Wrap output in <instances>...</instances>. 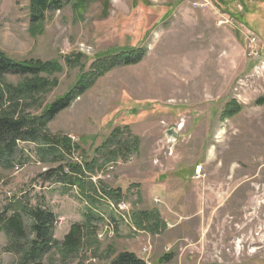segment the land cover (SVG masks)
<instances>
[{
	"label": "rangeland",
	"instance_id": "374dc122",
	"mask_svg": "<svg viewBox=\"0 0 264 264\" xmlns=\"http://www.w3.org/2000/svg\"><path fill=\"white\" fill-rule=\"evenodd\" d=\"M126 47L141 60L102 70ZM0 51L61 65L40 74L49 84L26 102L30 115L77 90L40 131L70 148L18 141L0 159V219L39 206L56 215L58 241L73 223L95 229L76 253L51 249L44 264H110L124 250L150 264H264V0H57L34 24L29 0H0ZM74 163L85 193L69 183ZM7 245L0 230V264H17Z\"/></svg>",
	"mask_w": 264,
	"mask_h": 264
},
{
	"label": "trees",
	"instance_id": "16d2710c",
	"mask_svg": "<svg viewBox=\"0 0 264 264\" xmlns=\"http://www.w3.org/2000/svg\"><path fill=\"white\" fill-rule=\"evenodd\" d=\"M56 1L29 0L31 23L34 24V22L42 19L44 12ZM31 28H34V25ZM126 49L128 50L127 53L104 57L102 70L116 65L118 62L128 64L141 60L143 52H136L137 48L135 47H126ZM60 68L61 65L55 61L15 60L0 51V159H4L6 163L7 159L16 152L18 141L36 142L42 140L48 147L44 152L56 150L60 145L64 148H70V139L67 137H64L63 141H59L54 137H48L46 134L40 135V131L58 112L71 103L75 96L74 91L77 92L75 87L50 102L38 116L30 115L24 109L28 100H36L37 94L47 90L49 79L40 74L43 72L52 74ZM8 75L19 78L16 82H12L7 79ZM83 87H86L85 83L79 81L78 91L83 90ZM17 165L19 164H14V166ZM70 171L76 174L78 178L70 180L69 183L78 186L85 193L86 188L83 186L86 182L82 180L81 175L83 173L80 165L74 163L71 165ZM91 188L94 192L100 191L94 183H91ZM107 192L118 194V190L113 191L112 189L99 193L105 195ZM87 196L90 197V195ZM21 210L13 211L10 215L0 219V230L8 238L6 248L9 252L17 254V264H44L42 256L51 249H58L63 256L71 255L80 249L84 240L91 241L87 237L94 235V227L87 228V223H73L62 241H58L53 237L56 215L51 210L39 206L23 207ZM110 264H145V262L133 252L124 250L120 251Z\"/></svg>",
	"mask_w": 264,
	"mask_h": 264
},
{
	"label": "built area",
	"instance_id": "2783aa9c",
	"mask_svg": "<svg viewBox=\"0 0 264 264\" xmlns=\"http://www.w3.org/2000/svg\"><path fill=\"white\" fill-rule=\"evenodd\" d=\"M208 4H210V0H192V6L193 8H203V7H206ZM246 34H247V45H248V49H247V52H248V55L254 57V58H259L261 55L259 53V51L257 50V45L259 44V36L254 33L252 30L246 28ZM182 127V123L178 122L176 124V129L178 131H180ZM18 167V166H16ZM201 175H203V165L202 164H197L195 165V169L193 171V177L195 178H199ZM109 204L111 205V207L113 208V210L124 216L123 214V210L124 209H127V203H125L124 201H112L110 202L109 201ZM115 208V209H114ZM97 234L99 235V237H102L103 234L101 232H97ZM143 252H146L147 249L146 248H143L142 250ZM145 264H150L149 261H144Z\"/></svg>",
	"mask_w": 264,
	"mask_h": 264
},
{
	"label": "water",
	"instance_id": "95a60500",
	"mask_svg": "<svg viewBox=\"0 0 264 264\" xmlns=\"http://www.w3.org/2000/svg\"><path fill=\"white\" fill-rule=\"evenodd\" d=\"M166 135L169 136L171 140H175L178 136V132L175 127H172L171 129L167 130Z\"/></svg>",
	"mask_w": 264,
	"mask_h": 264
},
{
	"label": "crops",
	"instance_id": "0c3cea01",
	"mask_svg": "<svg viewBox=\"0 0 264 264\" xmlns=\"http://www.w3.org/2000/svg\"><path fill=\"white\" fill-rule=\"evenodd\" d=\"M192 173H193V171H192ZM155 189V188H154ZM151 191V190H150Z\"/></svg>",
	"mask_w": 264,
	"mask_h": 264
}]
</instances>
